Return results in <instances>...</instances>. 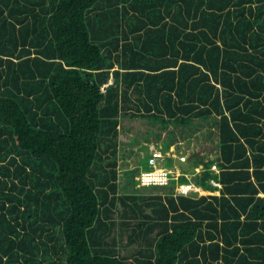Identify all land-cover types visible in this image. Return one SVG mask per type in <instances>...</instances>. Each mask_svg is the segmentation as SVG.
I'll list each match as a JSON object with an SVG mask.
<instances>
[{"label": "trees", "instance_id": "16d2710c", "mask_svg": "<svg viewBox=\"0 0 264 264\" xmlns=\"http://www.w3.org/2000/svg\"><path fill=\"white\" fill-rule=\"evenodd\" d=\"M156 136L217 137L203 196ZM0 264H264V0H0Z\"/></svg>", "mask_w": 264, "mask_h": 264}, {"label": "rangeland", "instance_id": "374dc122", "mask_svg": "<svg viewBox=\"0 0 264 264\" xmlns=\"http://www.w3.org/2000/svg\"><path fill=\"white\" fill-rule=\"evenodd\" d=\"M147 123L148 122H146V120H139V119H137V120L131 119L130 120L129 118H123L121 120V128H120V130L122 132V135H121V151H120V155L118 157V159H119L118 170L120 171V174H123V172L126 171V169L133 170L134 164H136L135 162L132 161L135 159L134 158L135 156L128 157V155H125L129 150H131L134 154L140 152L141 149L143 150V151H141V154L145 155L147 153V150L144 148H141V146H140V142H141L140 140L142 139V137H144V135L148 132L147 130H151V125L147 124ZM188 131H189L188 129H185L184 133H187ZM131 138H134L136 140L135 143H133V145L131 143H129V140ZM215 138L214 137L208 138V140L212 139V140L208 141V142L211 141L212 146L208 145L205 148L208 151H210L209 154L211 155V158H215L218 155V150H216L217 149V147H216L217 137H215ZM158 139L159 138L157 136H156V138L152 137V140L155 141L153 144L156 146H157L156 141H158ZM162 141L163 142L165 141L164 138H161V142H160L161 145L163 144ZM182 141H183V144L178 145L176 147L177 151H179V152H180V149L186 145V142L188 140L183 139ZM190 141H191V139H190ZM172 150H174V148H172ZM124 152H126V153L124 154ZM130 160L133 163H131ZM183 191H184V193H187V194H189L191 192V190L190 191L189 190H183ZM132 251L133 250H131V248H129L128 251H126L124 249V254H127L128 252L131 253Z\"/></svg>", "mask_w": 264, "mask_h": 264}, {"label": "crops", "instance_id": "0c3cea01", "mask_svg": "<svg viewBox=\"0 0 264 264\" xmlns=\"http://www.w3.org/2000/svg\"><path fill=\"white\" fill-rule=\"evenodd\" d=\"M191 139V141H187L186 142V145L184 147H182L180 149V152L177 151V146L178 145H182L183 144V141L179 140L178 142H176L175 145H173L170 150L168 151L169 152H172V148H174V151L176 153V155H186L187 157H189V161L192 162L193 166L191 167V173H189V175L187 176L189 179H190V184L189 185H186V186H177L176 189H174V194H178V195H193L194 197L198 198V197H201L204 195V191L202 188L198 187L195 185V182H193V180L196 178L195 176H197V174H200L201 172H203L204 170V166H203V163L199 164L198 166L195 165V160H199L200 162L203 161V162H208V161H212L214 163L213 166H215V164L217 165V160L219 159V156H220V152L218 151V155L215 157V158H211V155L209 154L210 151H208L206 148V146L210 145L212 146V144L208 143V141L204 140V139H201L199 140L198 142L197 141H194ZM163 145L161 144H158L157 146L152 144L150 145V152L151 150L155 149V150H158V149H161ZM218 150V149H216ZM215 150V151H216ZM217 152V151H216ZM174 159V158H173ZM179 159L177 157H175V159L173 160V166L170 167L171 169H175L177 172H179L180 170H182L181 168H179L176 164V160ZM181 162V161H180ZM165 163V162H164ZM164 163H161L162 167H164ZM212 171L215 173V174H219V169L218 167L216 166L215 169H213L212 167ZM196 180V179H195ZM219 184V183H218ZM220 185V184H219ZM221 187V185H220ZM218 187V188H220ZM185 188H189V191L191 190V192L189 194L187 193H184V189ZM163 193V191H161V194ZM130 247L126 248V249H129ZM125 249V248H124ZM123 249V250H124Z\"/></svg>", "mask_w": 264, "mask_h": 264}, {"label": "built area", "instance_id": "2783aa9c", "mask_svg": "<svg viewBox=\"0 0 264 264\" xmlns=\"http://www.w3.org/2000/svg\"><path fill=\"white\" fill-rule=\"evenodd\" d=\"M173 151L164 154L160 150H155V149L151 150L149 164L153 168V170L148 172H143L140 176H138L137 180L139 182L140 187L167 185L169 184L171 178H178L179 176L182 175L181 170L177 172L175 169L164 168L159 165L158 161L165 160L167 157H172L174 159L175 157H177L183 163L188 162L189 158L186 155H176V153ZM215 168L216 165L213 166V169ZM211 184L213 186L220 187V185L215 181H212Z\"/></svg>", "mask_w": 264, "mask_h": 264}, {"label": "water", "instance_id": "95a60500", "mask_svg": "<svg viewBox=\"0 0 264 264\" xmlns=\"http://www.w3.org/2000/svg\"><path fill=\"white\" fill-rule=\"evenodd\" d=\"M176 164L179 168L182 169L183 172L188 173V172H192L191 171V167L193 166L192 162L188 160L187 163H183L180 162L179 159L176 160ZM193 182H195V179L193 180Z\"/></svg>", "mask_w": 264, "mask_h": 264}]
</instances>
